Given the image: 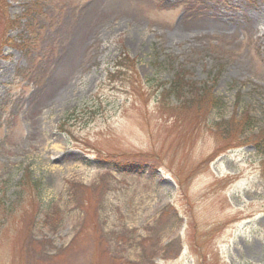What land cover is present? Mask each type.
<instances>
[{"label": "rangeland", "instance_id": "1", "mask_svg": "<svg viewBox=\"0 0 264 264\" xmlns=\"http://www.w3.org/2000/svg\"><path fill=\"white\" fill-rule=\"evenodd\" d=\"M0 264H264V0H0Z\"/></svg>", "mask_w": 264, "mask_h": 264}, {"label": "trees", "instance_id": "2", "mask_svg": "<svg viewBox=\"0 0 264 264\" xmlns=\"http://www.w3.org/2000/svg\"><path fill=\"white\" fill-rule=\"evenodd\" d=\"M126 61L129 62V63H132L133 60L129 59L125 53H120L119 56L117 57V60H116V63H115V69H123V67L125 66L126 64ZM186 87H188L187 85H185ZM180 85L178 84H175L173 85V87H170L172 91H175V92H179L181 91V87L179 89ZM205 87L202 86L200 88H197V87H194L193 85H191V90L194 93L196 94H200V96H205L207 99L206 101V110L207 111H210L211 108L215 107L218 103L216 101V99H214L213 97H211L212 95L209 94V88L207 89H204ZM179 89V90H178ZM198 98H200L199 96H194L193 97V100H197ZM202 101H200L199 99V103H201ZM193 104V103H192ZM196 104V103H194ZM248 118L247 121L245 120H242V123H240V129L237 131V134L235 135L236 137H232V136H227V138L230 140L231 138H244L246 136L247 133H250L252 130H253V122L252 120H250ZM221 122V121H220ZM220 123H219V130H220ZM26 174V172H25ZM30 175V174H29ZM19 183L21 185H19L21 188H25L28 184H31V187L33 189H37L39 187H41V184H40V180H33L31 177L29 176H23L20 180H19ZM75 186L71 187V188H74Z\"/></svg>", "mask_w": 264, "mask_h": 264}]
</instances>
